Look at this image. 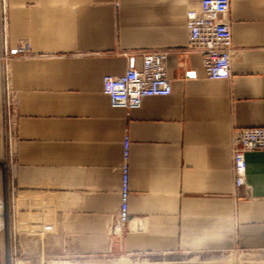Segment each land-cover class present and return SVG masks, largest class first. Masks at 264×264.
Here are the masks:
<instances>
[{
  "label": "crops",
  "instance_id": "obj_1",
  "mask_svg": "<svg viewBox=\"0 0 264 264\" xmlns=\"http://www.w3.org/2000/svg\"><path fill=\"white\" fill-rule=\"evenodd\" d=\"M6 1L0 264H236L229 254L264 251V150L245 153L237 188L230 151L233 129L264 127V0H230L228 80L207 79L187 48L200 0ZM153 50L171 94L112 108L102 78ZM125 137L128 220L113 236Z\"/></svg>",
  "mask_w": 264,
  "mask_h": 264
},
{
  "label": "built area",
  "instance_id": "obj_2",
  "mask_svg": "<svg viewBox=\"0 0 264 264\" xmlns=\"http://www.w3.org/2000/svg\"><path fill=\"white\" fill-rule=\"evenodd\" d=\"M230 0H200L197 8L188 9L185 25L188 30L187 48L202 57L205 76L209 80H228L231 77L230 57L233 50L228 12ZM7 22V1L0 0V27L3 31ZM0 57L3 85L2 106H9L5 94V65L8 59L5 40L2 39ZM19 55L30 52L28 42H21L15 49ZM166 53L153 50L141 54V65L128 68L119 76L106 75L102 78V92L109 99L112 108L134 110L147 97L168 96L171 84L166 73ZM123 153L120 165V185L118 190L119 209L112 224L110 234L120 236L128 220V138L122 142ZM264 150V127L235 128L230 134L231 173L235 187L244 185L246 163L244 155L248 151ZM4 201L0 196V231L3 227Z\"/></svg>",
  "mask_w": 264,
  "mask_h": 264
},
{
  "label": "rangeland",
  "instance_id": "obj_3",
  "mask_svg": "<svg viewBox=\"0 0 264 264\" xmlns=\"http://www.w3.org/2000/svg\"><path fill=\"white\" fill-rule=\"evenodd\" d=\"M7 173H4L0 169V179H1V186L3 187V184L5 186ZM231 259H234L236 261V264H264V251H257V252H236L228 255ZM239 257H246L244 259H241ZM249 257H255L260 259H249ZM241 259V261L238 260ZM230 264H234L233 261H228Z\"/></svg>",
  "mask_w": 264,
  "mask_h": 264
}]
</instances>
